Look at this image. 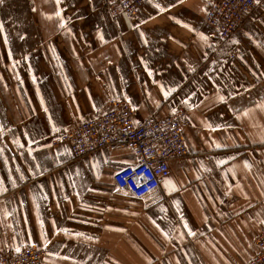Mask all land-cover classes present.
Instances as JSON below:
<instances>
[{
  "label": "crops",
  "instance_id": "crops-1",
  "mask_svg": "<svg viewBox=\"0 0 264 264\" xmlns=\"http://www.w3.org/2000/svg\"><path fill=\"white\" fill-rule=\"evenodd\" d=\"M211 1L144 0L113 17L102 0H0L3 247L36 246L41 264L254 256L264 224V0L216 48ZM111 99L126 101L135 123L186 112L188 153L141 198L113 181L138 162L131 150L74 158L51 142Z\"/></svg>",
  "mask_w": 264,
  "mask_h": 264
},
{
  "label": "built area",
  "instance_id": "built-area-1",
  "mask_svg": "<svg viewBox=\"0 0 264 264\" xmlns=\"http://www.w3.org/2000/svg\"><path fill=\"white\" fill-rule=\"evenodd\" d=\"M144 0H102L111 16L131 17ZM256 8L255 0H212L206 22L214 29L213 48L229 43ZM235 48L232 50V53ZM231 53V56H232ZM109 109L101 116L74 124L64 133L52 137L53 144L66 143L74 158H80L105 147L131 150L138 162L113 175L115 186L141 198L156 190L169 174L168 163L188 152L182 128L188 124L184 109L164 118L153 115L139 123L133 120V109L122 99H111ZM256 252L247 264H264V224L255 237ZM44 251L25 246L19 251L3 247L0 242V264H41Z\"/></svg>",
  "mask_w": 264,
  "mask_h": 264
},
{
  "label": "snow or ice",
  "instance_id": "snow-or-ice-1",
  "mask_svg": "<svg viewBox=\"0 0 264 264\" xmlns=\"http://www.w3.org/2000/svg\"><path fill=\"white\" fill-rule=\"evenodd\" d=\"M161 11H163V9H161ZM166 95H167V93H166ZM191 234H194V233H191ZM17 251H19V249H17Z\"/></svg>",
  "mask_w": 264,
  "mask_h": 264
}]
</instances>
